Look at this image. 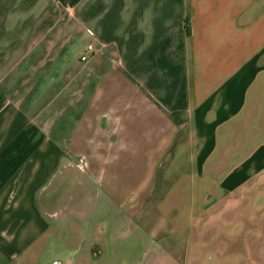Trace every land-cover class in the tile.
Listing matches in <instances>:
<instances>
[{
    "label": "crops",
    "instance_id": "0c3cea01",
    "mask_svg": "<svg viewBox=\"0 0 264 264\" xmlns=\"http://www.w3.org/2000/svg\"><path fill=\"white\" fill-rule=\"evenodd\" d=\"M257 115L264 0H0V264H106L101 196L179 241L264 175V142L222 148Z\"/></svg>",
    "mask_w": 264,
    "mask_h": 264
},
{
    "label": "rangeland",
    "instance_id": "374dc122",
    "mask_svg": "<svg viewBox=\"0 0 264 264\" xmlns=\"http://www.w3.org/2000/svg\"><path fill=\"white\" fill-rule=\"evenodd\" d=\"M257 122L262 129H258ZM236 126L237 147L233 152L225 142L222 147L228 151L227 170L258 143L264 142V115H257L249 123L245 116L240 117ZM251 134L255 138L251 139ZM211 198L214 201L210 206H195L193 226L188 229L187 236L185 232L179 241L171 243V237L164 241L148 238L134 215L126 210L115 206L114 211L106 212L101 196L93 235L111 242L104 262L120 264L119 255L130 246H136L140 252L148 251L142 259L136 258L139 254L135 253L130 264H186L188 258L200 261L208 253L215 256L236 254L238 259L232 264H264V175L247 189Z\"/></svg>",
    "mask_w": 264,
    "mask_h": 264
},
{
    "label": "flooded vegetation",
    "instance_id": "af4514ba",
    "mask_svg": "<svg viewBox=\"0 0 264 264\" xmlns=\"http://www.w3.org/2000/svg\"><path fill=\"white\" fill-rule=\"evenodd\" d=\"M237 259L236 254L215 256L208 253L200 261L188 258L186 264H232Z\"/></svg>",
    "mask_w": 264,
    "mask_h": 264
},
{
    "label": "built area",
    "instance_id": "2783aa9c",
    "mask_svg": "<svg viewBox=\"0 0 264 264\" xmlns=\"http://www.w3.org/2000/svg\"><path fill=\"white\" fill-rule=\"evenodd\" d=\"M92 48H93L92 45H88L87 51L91 52ZM80 59L81 61H85L87 59V54H83Z\"/></svg>",
    "mask_w": 264,
    "mask_h": 264
},
{
    "label": "trees",
    "instance_id": "16d2710c",
    "mask_svg": "<svg viewBox=\"0 0 264 264\" xmlns=\"http://www.w3.org/2000/svg\"><path fill=\"white\" fill-rule=\"evenodd\" d=\"M190 34V30H189V27L186 25V35L189 36Z\"/></svg>",
    "mask_w": 264,
    "mask_h": 264
},
{
    "label": "water",
    "instance_id": "95a60500",
    "mask_svg": "<svg viewBox=\"0 0 264 264\" xmlns=\"http://www.w3.org/2000/svg\"><path fill=\"white\" fill-rule=\"evenodd\" d=\"M92 255H93L94 257H98L99 253H96L95 251H93V252H92Z\"/></svg>",
    "mask_w": 264,
    "mask_h": 264
}]
</instances>
